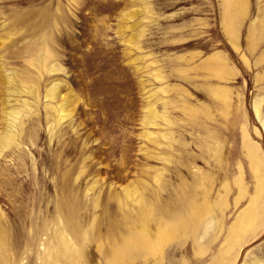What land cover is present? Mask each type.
I'll use <instances>...</instances> for the list:
<instances>
[{"label":"rangeland","instance_id":"rangeland-1","mask_svg":"<svg viewBox=\"0 0 264 264\" xmlns=\"http://www.w3.org/2000/svg\"><path fill=\"white\" fill-rule=\"evenodd\" d=\"M263 122L264 0H0V264H264Z\"/></svg>","mask_w":264,"mask_h":264},{"label":"bare ground","instance_id":"bare-ground-1","mask_svg":"<svg viewBox=\"0 0 264 264\" xmlns=\"http://www.w3.org/2000/svg\"><path fill=\"white\" fill-rule=\"evenodd\" d=\"M35 15H36V14H35ZM38 18H39V17H38ZM36 20H37V19H36ZM37 25H38V24H37ZM38 28H40V27H38ZM45 30H46V29H45ZM44 32H45V31H44ZM48 33H49V32H48ZM42 34H43V33H42ZM40 35H41V34H40ZM40 35H39V36H40ZM45 35H46V34H45ZM40 37H41V36H40ZM49 37H51V36H49ZM42 39H43V37H42ZM47 39H49V38H47ZM55 90H56V89H55ZM51 92H54V91H52V89L49 90V92H48L49 95L51 94ZM52 94H53V93H52ZM52 94H51V95H52ZM53 95H54V94H53ZM48 97L51 98V96H48ZM52 98H53V97H52ZM52 98H51V99H52ZM256 113H257L258 115H260V114H259V109H258V108H256ZM7 123H8V122H7ZM263 123H264V122H263ZM13 125H14V124H13ZM6 126H7V125H6ZM14 126H15V125H14ZM12 128H13V127H12ZM12 130H14V129H12ZM14 131H15V130H14ZM6 134H7V133H6ZM7 135H8V134H7ZM6 137H7V136H6ZM6 137H5V138H6ZM5 138H4V139H5ZM11 138H12V137H11ZM3 141H4V140H3ZM5 141H6V140H5ZM252 202H253V201H252ZM176 214L178 215V213H176ZM179 214H180V213H179ZM203 214H204V213H203ZM165 215H166V213H165ZM177 215H175V216H177ZM248 215H249V213H248ZM169 216H170V215H169ZM175 216H174V217H175ZM244 216H245V219H244V222H243V223H244L243 226H245V224H246V222H247V220H248V218L246 217V215H244ZM170 217H171V216H170ZM172 217H173V216H172ZM179 217H180V216H179ZM175 218H178V217H175ZM168 220H170V219H168ZM174 220H176V219H174ZM177 220H178V219H177ZM170 221L174 222V221H173V218H172V220H170ZM170 221H167V222H170ZM209 221H210V220H209ZM167 224H168V223H167ZM167 224H166V225H167ZM166 225H165V226H166ZM168 225H169V224H168ZM169 226H170V225H169ZM147 237H148V236H147ZM122 242H123V241H122ZM124 245H125V244H124ZM118 246H119V245H118ZM114 248H115V246H114ZM124 248H125V247H123V246H122V247H120V246L117 247V246H116V248H115L114 250L111 249V252H113V254H112L113 257H117V256L121 255V254L123 253ZM151 248H153V246H152ZM60 249H61V248H60ZM71 249H72V247H71ZM79 249H80V248H79ZM57 251H58V250H57ZM70 251H71V250H70ZM78 251H79V250H78ZM49 252H50V251H49ZM58 252H59V251H58ZM49 254H50V253H49ZM57 254H58V253H57ZM60 254H61V252H60ZM67 254H68V253H67ZM67 254H66V255H67ZM70 254H71V253H70ZM110 254H111V253H110ZM58 255H59V254H58ZM66 255H64V257H65ZM71 255H73V254H71ZM56 256H57V255H56ZM56 256H55V257H56ZM61 256H62V255H61ZM111 257H112V256H111ZM61 258H62V257H61ZM51 259H52V258H51ZM62 259H63V258H62ZM64 259H65V258H64ZM64 259H63V260H64ZM66 259H67V258H66ZM112 259H113V258H112ZM112 259H110V260H112ZM69 260H70V257H69ZM69 260H68V261H69ZM71 260H72V258H71ZM57 261H58V260H57ZM107 261L109 262L108 259H107ZM65 262H66V261H65ZM73 262H74V261H73ZM60 263H61V261H60ZM63 263H64V261H63ZM55 264H56V263H55ZM70 264H71V262H70Z\"/></svg>","mask_w":264,"mask_h":264}]
</instances>
